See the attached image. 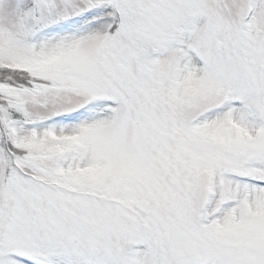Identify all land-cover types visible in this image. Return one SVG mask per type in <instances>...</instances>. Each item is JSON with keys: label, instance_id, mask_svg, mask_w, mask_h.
Here are the masks:
<instances>
[{"label": "snow or ice", "instance_id": "6c2138e0", "mask_svg": "<svg viewBox=\"0 0 264 264\" xmlns=\"http://www.w3.org/2000/svg\"><path fill=\"white\" fill-rule=\"evenodd\" d=\"M0 264H264V0H0Z\"/></svg>", "mask_w": 264, "mask_h": 264}]
</instances>
